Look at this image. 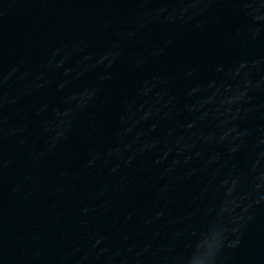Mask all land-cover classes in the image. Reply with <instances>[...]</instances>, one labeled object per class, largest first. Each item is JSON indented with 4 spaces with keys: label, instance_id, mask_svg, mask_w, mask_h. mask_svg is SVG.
Masks as SVG:
<instances>
[{
    "label": "water",
    "instance_id": "water-1",
    "mask_svg": "<svg viewBox=\"0 0 264 264\" xmlns=\"http://www.w3.org/2000/svg\"><path fill=\"white\" fill-rule=\"evenodd\" d=\"M0 264H264V0H0Z\"/></svg>",
    "mask_w": 264,
    "mask_h": 264
}]
</instances>
